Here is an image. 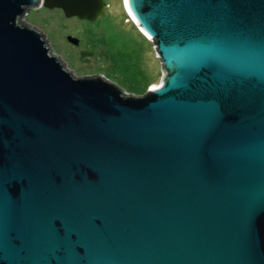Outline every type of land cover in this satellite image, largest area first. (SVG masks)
Segmentation results:
<instances>
[{"label":"water","instance_id":"95a60500","mask_svg":"<svg viewBox=\"0 0 264 264\" xmlns=\"http://www.w3.org/2000/svg\"><path fill=\"white\" fill-rule=\"evenodd\" d=\"M38 4L0 0V264H264V0H123L142 95L71 74L20 22Z\"/></svg>","mask_w":264,"mask_h":264},{"label":"rangeland","instance_id":"374dc122","mask_svg":"<svg viewBox=\"0 0 264 264\" xmlns=\"http://www.w3.org/2000/svg\"><path fill=\"white\" fill-rule=\"evenodd\" d=\"M104 2L105 13L94 22L65 18L60 10L42 8L41 0L20 22L37 28L50 55L57 56L74 76L98 73L125 93L142 95L161 79L151 42L129 19L123 0Z\"/></svg>","mask_w":264,"mask_h":264},{"label":"bare ground","instance_id":"6f19581e","mask_svg":"<svg viewBox=\"0 0 264 264\" xmlns=\"http://www.w3.org/2000/svg\"><path fill=\"white\" fill-rule=\"evenodd\" d=\"M149 41V40H148ZM152 88H155V87H152Z\"/></svg>","mask_w":264,"mask_h":264},{"label":"clouds","instance_id":"9594fccd","mask_svg":"<svg viewBox=\"0 0 264 264\" xmlns=\"http://www.w3.org/2000/svg\"><path fill=\"white\" fill-rule=\"evenodd\" d=\"M146 39V38H145ZM147 40V39H146Z\"/></svg>","mask_w":264,"mask_h":264}]
</instances>
